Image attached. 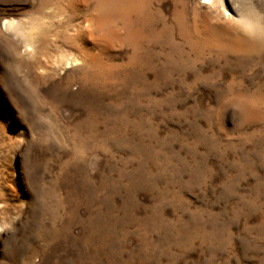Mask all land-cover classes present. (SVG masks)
<instances>
[{
    "label": "rangeland",
    "instance_id": "374dc122",
    "mask_svg": "<svg viewBox=\"0 0 264 264\" xmlns=\"http://www.w3.org/2000/svg\"><path fill=\"white\" fill-rule=\"evenodd\" d=\"M143 1L0 0V264H264V0Z\"/></svg>",
    "mask_w": 264,
    "mask_h": 264
},
{
    "label": "bare ground",
    "instance_id": "6f19581e",
    "mask_svg": "<svg viewBox=\"0 0 264 264\" xmlns=\"http://www.w3.org/2000/svg\"><path fill=\"white\" fill-rule=\"evenodd\" d=\"M99 1V0H98ZM156 3H159L160 0H154ZM196 1V0H195ZM201 6L208 7L210 9H214L220 12L225 17L230 16V12L234 15H238L240 13V5L242 0H200ZM103 6L110 7L113 10L114 15H120L123 13L124 15H129V12H135L144 17L146 14H142L141 12H147V6L145 8V2L143 0H103ZM152 7V6H151ZM193 7V6H192ZM109 8V9H110ZM112 13V12H111ZM148 13V12H147ZM242 14V13H241ZM150 15V14H149ZM132 16V15H130ZM135 16V15H134ZM116 17V16H115ZM123 17V16H122ZM121 17V18H122ZM119 18V17H118ZM141 19V18H140ZM209 19V18H208ZM218 19V18H217ZM235 19V18H234ZM123 20H125L123 18ZM136 20V19H135ZM148 20V19H147ZM129 21V20H128ZM215 21V19H214ZM219 21V20H218ZM15 22V21H14ZM13 22V23H14ZM130 22V21H129ZM239 22V21H237ZM142 23V22H141ZM227 24V23H226ZM136 25V24H135ZM4 26H7V23H4ZM130 26V25H129ZM248 26V25H247ZM246 28V27H245ZM5 29V28H4ZM102 29V28H101ZM161 30V29H160ZM164 31V30H163ZM250 32V31H249ZM7 34V33H6ZM155 34V33H154ZM4 35V34H3ZM8 35V34H7ZM158 35V34H157ZM160 35V34H159ZM27 48V45H25ZM27 52V51H26ZM90 67V66H89ZM95 68V67H94ZM88 70V69H87ZM99 85V84H98ZM92 121V120H91Z\"/></svg>",
    "mask_w": 264,
    "mask_h": 264
}]
</instances>
